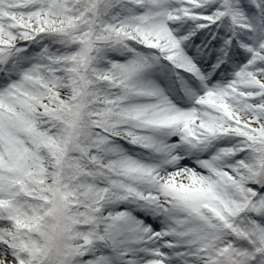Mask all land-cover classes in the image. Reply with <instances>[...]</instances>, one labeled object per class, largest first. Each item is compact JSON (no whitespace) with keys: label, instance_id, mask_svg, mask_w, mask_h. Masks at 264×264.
Masks as SVG:
<instances>
[{"label":"snow or ice","instance_id":"1","mask_svg":"<svg viewBox=\"0 0 264 264\" xmlns=\"http://www.w3.org/2000/svg\"><path fill=\"white\" fill-rule=\"evenodd\" d=\"M0 264H264V0H0Z\"/></svg>","mask_w":264,"mask_h":264}]
</instances>
